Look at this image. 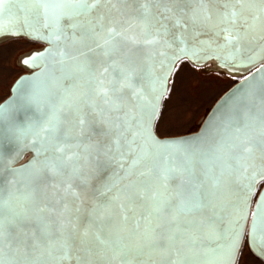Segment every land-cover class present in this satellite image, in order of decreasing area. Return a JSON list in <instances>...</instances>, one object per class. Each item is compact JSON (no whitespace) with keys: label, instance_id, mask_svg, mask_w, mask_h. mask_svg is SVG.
I'll list each match as a JSON object with an SVG mask.
<instances>
[{"label":"snow or ice","instance_id":"6c2138e0","mask_svg":"<svg viewBox=\"0 0 264 264\" xmlns=\"http://www.w3.org/2000/svg\"><path fill=\"white\" fill-rule=\"evenodd\" d=\"M6 36L54 46L26 65L58 59L0 105V264H237L247 206L225 234L218 199L226 177L249 194L264 180V81L206 147L162 144L152 126L171 65L264 39V0H0ZM14 106L33 114L18 122ZM24 141L35 159L12 168ZM253 216L264 245V199Z\"/></svg>","mask_w":264,"mask_h":264},{"label":"water","instance_id":"95a60500","mask_svg":"<svg viewBox=\"0 0 264 264\" xmlns=\"http://www.w3.org/2000/svg\"><path fill=\"white\" fill-rule=\"evenodd\" d=\"M211 7L220 8L222 5L213 4ZM40 23H37V27L40 26ZM42 35H47V30H42ZM187 40L186 46L192 47L194 41L188 33H185ZM23 37V36H19ZM10 38H14L13 36H6L0 38V42L3 40H7ZM26 38V37H25ZM30 39V38H27ZM199 39L202 41H209L212 39L211 34H202L199 36ZM32 41H37L45 45V48L42 51L34 52L29 59H31L34 55H41L48 52L49 49H53L54 46L43 39H30ZM222 43V41H221ZM174 50V49H173ZM170 50L169 55L172 54ZM249 57H254L252 62H249ZM28 57H25L23 63ZM58 57L50 56L46 60L38 63L36 66L25 65L32 70L31 73L25 74L21 76L13 85L11 90V95L0 105H7L12 103L17 98V88L20 87L21 82H25L23 87L20 88L22 93H27L32 88V81L37 78V76H42L44 74H51L55 71L56 68V60ZM184 60L191 61L199 66L216 62L225 69H229V71L240 72L241 74H246L247 76L243 78L240 82L234 85L230 90H228L214 105L206 119L204 120L200 129L191 134L177 136V137H160L156 131V124L161 114V110L163 107L164 100L168 94L169 86L171 78L176 70L178 64ZM171 72L168 74L167 84H166V94L159 101V116L156 121H154L152 126V133L162 144L169 143L174 141H196L198 145L201 147H206L211 144L214 140L219 139L227 135V131L225 128L226 121L228 117L233 114L238 108H240L246 97V93L250 86L259 84L261 81H264V39H257L253 44L246 45L241 49L239 53H234L229 55L228 50L216 48L213 45L212 48L206 49L200 53L197 58H191L189 56H183L179 60H177L174 64L171 65ZM167 72V68H160L157 64L154 68L155 75H161L162 73ZM13 114L15 115L18 122H25V117L27 115H32L31 111L19 112L17 113L15 110V106L13 107ZM11 151H14L16 155L13 157L14 163H12L11 167L15 169L24 168L31 161L35 159V153L31 150L30 147L27 146V142L24 141L20 144L13 143L10 146ZM7 168V164L5 165ZM111 173V169H106L101 173L100 178L103 179L105 176H108ZM228 183L222 185L220 190V195L218 199V204L224 211L221 213L223 216V220L221 222V228L227 234L228 230L236 227L235 221L238 219L237 215L233 212V205L236 203H240L241 206L246 204L247 206V218L239 219V226L242 227L243 237L241 240V249L245 243L248 242L251 251L264 262V245L260 244H252L250 245V241L253 237L254 230V216L253 213L257 211L258 205L262 199H264V180H259L255 184V190L253 193L249 194L247 188L244 187L246 181L238 179L236 177H226ZM255 235L257 239H262L261 230L257 227L255 229ZM240 249V252H241ZM240 256V254H239ZM239 259V257H238ZM237 259V262H238ZM70 264H76V260H72ZM148 264H152V261H149Z\"/></svg>","mask_w":264,"mask_h":264},{"label":"rangeland","instance_id":"374dc122","mask_svg":"<svg viewBox=\"0 0 264 264\" xmlns=\"http://www.w3.org/2000/svg\"><path fill=\"white\" fill-rule=\"evenodd\" d=\"M45 45L14 37L0 42V104L10 95L15 82L32 72L24 63L25 57L42 51ZM246 74L223 71L217 63L197 65L184 60L178 64L171 78L156 131L162 138L197 132L217 101ZM237 264H264L245 241Z\"/></svg>","mask_w":264,"mask_h":264},{"label":"bare ground","instance_id":"6f19581e","mask_svg":"<svg viewBox=\"0 0 264 264\" xmlns=\"http://www.w3.org/2000/svg\"><path fill=\"white\" fill-rule=\"evenodd\" d=\"M31 56H28V58L27 59H29ZM216 63V62H215ZM217 66L223 71L225 68H223V67H221L220 65H219V63H217ZM226 70H229V69H226ZM233 72V71H232ZM233 73H236V74H241L240 72H233Z\"/></svg>","mask_w":264,"mask_h":264}]
</instances>
